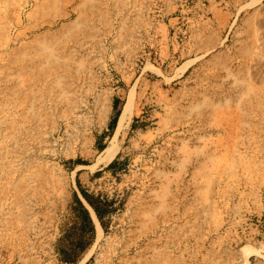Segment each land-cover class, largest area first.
I'll return each instance as SVG.
<instances>
[{"label": "rangeland", "instance_id": "1", "mask_svg": "<svg viewBox=\"0 0 264 264\" xmlns=\"http://www.w3.org/2000/svg\"><path fill=\"white\" fill-rule=\"evenodd\" d=\"M77 178L89 264H264V0H0V264L79 263Z\"/></svg>", "mask_w": 264, "mask_h": 264}, {"label": "trees", "instance_id": "2", "mask_svg": "<svg viewBox=\"0 0 264 264\" xmlns=\"http://www.w3.org/2000/svg\"><path fill=\"white\" fill-rule=\"evenodd\" d=\"M120 112L118 113V111H115L113 115L114 121L118 119ZM108 126L109 128L107 129V131H103L100 137L112 135L114 131V123L109 122ZM104 147L105 146L101 145L99 147V150L101 151ZM115 163L116 159H113L103 170H112ZM73 164L85 165L87 163L81 159H76L73 161ZM100 172L101 171H97L95 174H99ZM76 184L79 190V194L76 192L73 194L71 204V212L74 215L76 221L74 226H72V228L69 229L68 233L65 235L67 245H65V247H62L61 249V260L64 263H72L78 261V259H80L81 253L85 251L90 245H92L95 239V225L91 217L90 211L85 205L84 201L94 211L99 221V224L105 233L108 231L109 228L110 217L117 210L116 206H114L115 200L113 198H109L106 195L104 196L99 193L89 192L86 188L81 185L78 178L76 179ZM85 264H89V261H86Z\"/></svg>", "mask_w": 264, "mask_h": 264}, {"label": "bare ground", "instance_id": "3", "mask_svg": "<svg viewBox=\"0 0 264 264\" xmlns=\"http://www.w3.org/2000/svg\"><path fill=\"white\" fill-rule=\"evenodd\" d=\"M187 67H188V63L185 61L182 65H180V67L178 69L181 73H183L187 69ZM132 113H133V102H132V99L128 98L124 102L122 110L118 116L116 133L121 131L123 128H125L129 124ZM115 155H116V150L112 146L105 147L102 150L101 155L99 156L98 162L102 163L103 166L108 165L114 159ZM84 203L87 206V208L89 209L91 217L93 219V222H94V225L96 228V239H95V241L97 242L99 240V238H101V236L103 234V230H102V227L100 226L99 221H98L94 211L92 210V208L85 201H84ZM94 245L95 244H93L92 247L90 248V250L87 251L86 255L83 258H81V260L79 261L78 264H85V262H86L87 258L89 257Z\"/></svg>", "mask_w": 264, "mask_h": 264}, {"label": "crops", "instance_id": "4", "mask_svg": "<svg viewBox=\"0 0 264 264\" xmlns=\"http://www.w3.org/2000/svg\"><path fill=\"white\" fill-rule=\"evenodd\" d=\"M121 110H122V108H121Z\"/></svg>", "mask_w": 264, "mask_h": 264}]
</instances>
